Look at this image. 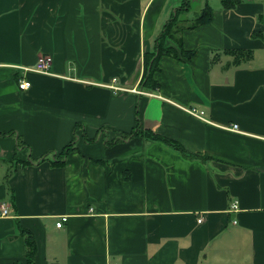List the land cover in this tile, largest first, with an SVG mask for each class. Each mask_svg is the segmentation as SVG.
Here are the masks:
<instances>
[{
	"label": "crops",
	"instance_id": "obj_1",
	"mask_svg": "<svg viewBox=\"0 0 264 264\" xmlns=\"http://www.w3.org/2000/svg\"><path fill=\"white\" fill-rule=\"evenodd\" d=\"M173 1L0 0V264L26 262L28 234L34 264H264V6H211L164 41L193 57L162 56L147 88ZM41 54L50 74L23 71ZM138 125L191 156L126 138Z\"/></svg>",
	"mask_w": 264,
	"mask_h": 264
},
{
	"label": "trees",
	"instance_id": "obj_2",
	"mask_svg": "<svg viewBox=\"0 0 264 264\" xmlns=\"http://www.w3.org/2000/svg\"><path fill=\"white\" fill-rule=\"evenodd\" d=\"M221 5L224 9L230 10L233 9L236 4H238L239 0H220ZM184 6L190 5V0L183 1ZM177 13V12H176ZM213 11L209 4H206L205 7L202 9L201 13L197 15L194 19L190 22L191 25H180V20L177 18H172L166 23L162 33L160 34L158 45L156 46V50L152 53H147L144 56V70L145 73L143 75L141 84L147 88H157V83L153 81V73L158 68V61L164 55L172 56L175 59H188L190 60L193 57V53L184 50L183 45L180 41L176 40L178 44L179 50L171 46H165L164 41L166 38L173 39L174 35L180 32V30L185 28H196L203 24H207L212 20ZM259 19L262 23V30H255L251 33V37L260 39L264 42V12L260 15ZM223 53L229 55L231 57V61L228 63V66H240L241 64L249 63L254 59V52L253 50L249 49H230L226 50ZM216 61V55L212 57L211 62L212 64ZM125 137H142L145 139H150L154 141H160L166 143L168 145L173 146L175 149L179 150L186 156H191L190 154L186 153V151L177 143L170 141L169 139L163 138L160 135L154 133L149 129H142L140 125H138L130 134L125 135ZM116 140V139H113ZM119 139H117L118 141ZM20 143V142H19ZM21 147V144H19ZM74 150V143H70L67 145L59 154H54L53 159H51V164L53 166H62L65 163L66 157L69 153ZM46 160V157L44 158ZM43 159V160H44ZM30 163V160L27 162L22 163L25 165ZM21 232L25 234V231L21 228ZM26 245H27V253H26V262L24 264H34V259L37 253L36 244L33 240L31 235H26ZM22 264V263H20Z\"/></svg>",
	"mask_w": 264,
	"mask_h": 264
},
{
	"label": "rangeland",
	"instance_id": "obj_3",
	"mask_svg": "<svg viewBox=\"0 0 264 264\" xmlns=\"http://www.w3.org/2000/svg\"><path fill=\"white\" fill-rule=\"evenodd\" d=\"M177 1H178L177 2V6L174 8V12L171 14V17H172V15H173V19H176V16H177V18L179 17L178 19L180 20V22H179L180 25H188V22L191 21L190 19H193L197 15H199L201 13L200 5L203 6V7H205L206 4H209L210 6H214V5L219 6V5H221L220 0H204L203 2H202V0H190V5L189 6H184V4H183L184 0H177ZM246 1H252V0H240L241 3H244ZM256 1L258 3H260V4H263V6H264V0H256ZM172 2H174V1L171 0V3ZM254 21L257 22L256 19ZM176 47H178V44L176 45ZM115 80L116 79H114L113 81H115ZM192 109H194V108H187L186 110L189 112V110H192ZM195 110H197V109H195ZM198 112H203V111H198ZM203 114H204V112H203ZM203 114L201 113V115H202L201 117L202 118H203ZM197 118L202 119L200 117H197ZM53 156H54V154H48L46 156V158L47 159H49V158L51 159V158H53Z\"/></svg>",
	"mask_w": 264,
	"mask_h": 264
},
{
	"label": "built area",
	"instance_id": "obj_4",
	"mask_svg": "<svg viewBox=\"0 0 264 264\" xmlns=\"http://www.w3.org/2000/svg\"><path fill=\"white\" fill-rule=\"evenodd\" d=\"M53 63V59L51 56L46 55V54H41L39 55L36 64L32 67H22L23 71L25 72H37V73H42V74H50V68L52 66ZM30 88V82H28L25 79H21L19 80V89L20 90H28ZM189 112H191L193 115L202 118L201 113L203 114V112H198L195 109L189 110ZM203 119V118H202ZM230 129L232 130H238V125L234 124L230 127ZM232 208H237V203H234V205L232 206ZM1 215L5 216L8 215V210L2 208L1 211ZM68 220L67 216H63L61 217L60 221L57 222L56 226L58 228H61L63 226V223L66 222ZM198 222H201V219L198 220Z\"/></svg>",
	"mask_w": 264,
	"mask_h": 264
}]
</instances>
